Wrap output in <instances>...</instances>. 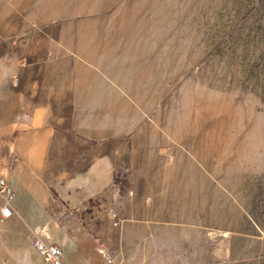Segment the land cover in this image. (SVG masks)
Masks as SVG:
<instances>
[{"label": "rangeland", "instance_id": "obj_1", "mask_svg": "<svg viewBox=\"0 0 264 264\" xmlns=\"http://www.w3.org/2000/svg\"><path fill=\"white\" fill-rule=\"evenodd\" d=\"M36 7L43 16L54 12L52 21L28 24ZM30 28L49 35L74 31L120 36L117 43L125 48L119 55L125 64L104 73L102 80L124 85L120 90L131 102L106 106L107 123L118 126L119 136L108 138L105 147H90L81 136L82 127L104 129L100 112L94 111L93 121L85 125L86 115L78 111L83 106L2 103L6 86L47 83L43 70L51 57L48 48H39V53L33 49L27 61L21 60L23 33ZM11 66L24 67L11 73ZM43 107L50 109L46 121L40 119ZM32 122L49 130L33 132V150L24 154L16 135ZM42 146L46 149L39 154ZM106 151L115 164L113 180L120 194L128 188V160L150 161L152 171L161 162H198L206 178V199L212 189L215 197L206 200V222L212 221L213 211L216 220L217 209L219 216V228L205 229L220 244L205 247L220 249V264H263L264 0H0V167L19 165L23 156L37 164L40 156L38 171L52 194L70 176L84 175L90 162ZM7 182L16 205L18 187L12 177ZM27 212V224L15 213L0 220V264L41 262L31 238L23 234L28 226L52 242L53 218L42 226ZM106 250L112 263L91 247L78 264H140L133 253L141 250L131 245L116 244L109 249L112 255ZM160 251L162 264L186 255L181 246L174 255L170 248ZM72 255L65 252L64 264H75L78 256ZM141 258L143 264L153 262Z\"/></svg>", "mask_w": 264, "mask_h": 264}, {"label": "crops", "instance_id": "obj_2", "mask_svg": "<svg viewBox=\"0 0 264 264\" xmlns=\"http://www.w3.org/2000/svg\"><path fill=\"white\" fill-rule=\"evenodd\" d=\"M36 8L31 11L28 24L52 21L54 12L43 16L39 7ZM13 34L14 32L11 36ZM23 36L20 49L22 61H27L33 49L39 53V48H48L47 51L51 53L43 70L47 74V83L30 88L16 87L13 84L6 86L2 103L46 107L83 106L84 110L80 108L78 111L86 115L83 117V121H87L85 125L93 121L92 116L96 111L101 113L99 120L104 128L102 131H88L82 127L84 132L81 136L90 142V147L98 145L103 148L108 144V138L119 136L116 132L118 126H109L107 123L109 116L106 106H124L131 101L120 90L124 89V85L102 79L105 77L104 73L116 72L118 66L125 64V57L119 55V51L123 52L125 48L124 44L117 43L120 36L113 33L74 31L49 35L37 28L28 29ZM13 53L11 51V61ZM21 67L24 66H11V73L19 70L22 72ZM46 107L40 110V114L44 115L40 119L44 118L45 121L50 111ZM45 125L38 126L32 122L23 126L16 135L20 138L21 153L32 152L33 132L40 131L43 127L48 129ZM45 149L42 146L37 152L42 154ZM116 153H119V148ZM23 157L19 165L5 163L4 169L0 167V176L6 180L7 177H12L19 190L16 205L13 203L15 214L27 224L31 221H26L24 212L28 211L27 215L35 217L36 224L41 223L42 226L49 218H53L54 236L51 243L60 246L63 258L69 250L73 254L72 258L78 256V259H73L78 264L80 258L87 257L91 247L97 252L99 244H103L108 250L116 244H124L141 250L133 253V259L139 255L138 263H144L141 262V255H144L145 259H153L151 264H162L161 249L170 248L174 255V249L181 246L183 251L186 250V255L174 256L171 264H220V249L205 247L206 244H220L219 238L212 239L213 232L206 233L205 229L209 225L214 229L219 228V216L217 209L216 220L213 211L212 223L206 222V200L211 199L213 202L215 197L212 189V194L209 192L206 199V178L204 169L199 170L198 162H161L152 171L150 161L135 163L128 160L124 166L130 172L128 188L120 194L113 180L115 164L106 151L90 162L84 175L70 176L55 187V192L51 194L38 171L42 163L40 156L37 164L30 160V156ZM117 167L121 169L120 166ZM219 197L218 192L216 200ZM113 201L114 205L107 207ZM112 212L116 214L115 219L111 216ZM116 219L117 224H114ZM29 231L32 234L35 232L28 226L23 234L32 239L33 235L30 236ZM262 263L264 264V259Z\"/></svg>", "mask_w": 264, "mask_h": 264}, {"label": "built area", "instance_id": "obj_3", "mask_svg": "<svg viewBox=\"0 0 264 264\" xmlns=\"http://www.w3.org/2000/svg\"><path fill=\"white\" fill-rule=\"evenodd\" d=\"M15 193L7 180L0 176V220H6L16 213L13 202ZM115 218V214H111ZM32 247L39 253L41 262L39 264H64L63 251L59 245L48 243L41 239L38 235L33 234L31 239ZM98 254L103 257L108 263H112V258L108 254L106 247L103 244L97 246Z\"/></svg>", "mask_w": 264, "mask_h": 264}]
</instances>
